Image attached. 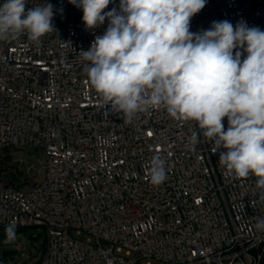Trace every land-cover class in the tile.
<instances>
[{
	"label": "built area",
	"instance_id": "obj_1",
	"mask_svg": "<svg viewBox=\"0 0 264 264\" xmlns=\"http://www.w3.org/2000/svg\"><path fill=\"white\" fill-rule=\"evenodd\" d=\"M26 2V10L51 3L56 31L40 43L26 31L0 40V229L42 227L38 264H260L258 178L235 177L214 138L163 106L126 123L102 103L79 53L108 20L88 31L68 0ZM113 7L119 0L104 11ZM222 20L264 30V0H207L190 31ZM27 151L44 156L40 167L22 159ZM157 154L167 178L154 186Z\"/></svg>",
	"mask_w": 264,
	"mask_h": 264
},
{
	"label": "clouds",
	"instance_id": "obj_2",
	"mask_svg": "<svg viewBox=\"0 0 264 264\" xmlns=\"http://www.w3.org/2000/svg\"><path fill=\"white\" fill-rule=\"evenodd\" d=\"M68 2L83 11L88 31L108 20L90 48L79 51L102 103L126 123L160 106L172 118L196 121L204 137L225 149L219 154L221 166L237 178H258V200L264 204V30L243 20L235 26L222 20L191 32V19L207 0H119V9L107 12L113 0ZM26 3L0 4V40L26 31L30 41L40 43L56 31L51 3L27 10ZM240 49L246 53L243 59ZM191 141L199 142L197 133ZM165 163L158 154L150 161L154 186L167 178ZM16 228L15 221L5 227V244L17 239ZM255 228L264 231V218L257 219Z\"/></svg>",
	"mask_w": 264,
	"mask_h": 264
},
{
	"label": "rangeland",
	"instance_id": "obj_3",
	"mask_svg": "<svg viewBox=\"0 0 264 264\" xmlns=\"http://www.w3.org/2000/svg\"><path fill=\"white\" fill-rule=\"evenodd\" d=\"M21 157L37 167L45 161L44 156L35 151H27ZM44 237L42 227H29L18 232L13 243L5 244V238H0V264H38L37 248L43 244Z\"/></svg>",
	"mask_w": 264,
	"mask_h": 264
},
{
	"label": "trees",
	"instance_id": "obj_4",
	"mask_svg": "<svg viewBox=\"0 0 264 264\" xmlns=\"http://www.w3.org/2000/svg\"><path fill=\"white\" fill-rule=\"evenodd\" d=\"M26 228H29V227H17L16 228V232H20L21 230L23 229H26ZM0 238H5V233H4V229H0ZM46 249H47V240H46V237H44V241H43V244L41 245L40 248H37V254L39 256V261L38 263L40 262V260L43 258V256L45 255V252H46ZM260 264H264V256H263V259L261 261Z\"/></svg>",
	"mask_w": 264,
	"mask_h": 264
}]
</instances>
